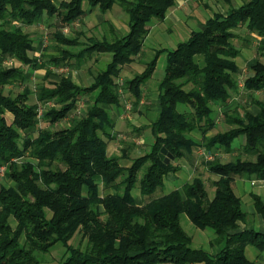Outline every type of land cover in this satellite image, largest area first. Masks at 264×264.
<instances>
[{
  "label": "trees",
  "instance_id": "1",
  "mask_svg": "<svg viewBox=\"0 0 264 264\" xmlns=\"http://www.w3.org/2000/svg\"><path fill=\"white\" fill-rule=\"evenodd\" d=\"M177 1L0 0V55L22 64L0 66V169L5 168L10 182L0 184V264H45L43 257L57 246L65 250L61 264H260L248 260L246 247L264 252V233L237 232L238 222L248 215L233 183L238 177L264 180V103L258 102L257 115L228 119L233 126L229 131L206 134L215 128L214 104L227 103L238 86L241 70L236 58L241 51L232 43L234 30L245 26L259 35L258 50L264 53V0H241L227 15L216 13L204 29L193 31L188 41L169 52L166 76L158 86L161 111L152 122L155 143L149 154L125 168L107 153L105 138H113L115 120L106 106L121 103L117 80L122 67L142 52L151 23L163 21ZM86 3L104 13L119 4L129 17V32L113 41L94 40L78 53L69 50L80 45L78 38L55 32L52 39L59 54L49 58L56 67L69 66L74 58L81 62L87 53H107L112 59L87 88L69 77H46L49 83L37 88L36 98L40 104L54 105L40 118L38 103L29 102L30 88L5 94L7 86L27 81L23 66L32 71L47 67L40 64L43 56H31L34 41L24 27L44 16L70 25L87 14ZM157 61L156 55L143 74L128 81L136 102ZM250 70L245 88L264 92V63L257 61ZM86 93L91 97L84 116L59 131L39 128L41 121L55 125L69 118ZM195 131L202 133V143L190 137ZM240 137L246 139L241 148L246 158L208 163L218 177L212 199L204 181L195 178L183 186V194L176 190L148 198L144 206L136 204L134 189L145 197L163 191L167 175L178 172L177 162L196 148L229 153ZM102 189L114 193L103 197ZM254 199L264 216L261 198ZM183 216L200 230L214 231L211 244L220 247L217 255L193 247ZM77 235L85 246L72 244Z\"/></svg>",
  "mask_w": 264,
  "mask_h": 264
},
{
  "label": "crops",
  "instance_id": "2",
  "mask_svg": "<svg viewBox=\"0 0 264 264\" xmlns=\"http://www.w3.org/2000/svg\"><path fill=\"white\" fill-rule=\"evenodd\" d=\"M194 2H195L194 0H178L176 5L168 11L166 18L163 21L154 20L150 25L149 33H148L147 38L145 40V44L146 45L150 44L151 46H156V45H154V43H155L159 46H162V44L174 46L175 42L170 38V34L175 35L179 40H181L180 43H183V42L188 41L190 39L191 33L193 31H200V30L204 29L207 21L209 19L213 18L216 13H213V11L211 9H204L205 11H203V16H205V17H204V20L200 22L199 17L196 16V14H195V12H197V11H194L191 8L192 3H194ZM116 5H119V4H116ZM85 9L87 10V14L85 15L86 18H91V20H92V19H95L97 17L98 19H100V22H98V23L96 22V25L94 28L98 29V27L101 28V25L108 24L109 26H111V27H109L110 30H112V31L114 30V32H113L114 38L109 39L104 34L105 30H103L102 32L99 31L100 34L102 33L101 34L102 35L101 40L95 38L94 36H91L88 39V41H89L88 44H83L81 41H79L80 45L78 46V48H80V49L78 51L75 52L72 50L76 47L69 48V50H71L73 53L80 52L82 49L86 48L94 40L103 41L106 38L108 40L113 41L114 39L122 38L124 35H126L129 32V17H128V20L124 16L122 18L118 19L117 17H115V15H112V18L115 19V22L112 21V19L108 20L105 18L104 14L108 13L113 8L104 13L99 8H94L91 10L89 8L88 4L86 3ZM119 9L117 10V13H120ZM122 10L124 11L123 8H122ZM122 10H121L120 15L122 14ZM222 14L227 15V13H222ZM97 18H96V20H97ZM43 21H44V17L35 25L41 24V22H43ZM124 21L127 22L128 28L126 31H123V33H121L119 31V29L121 28L119 23H123ZM14 25L18 26L19 23L14 22ZM35 25H33V26H35ZM75 25H76V22H73L72 24L67 25V27L64 28L63 31L67 32V31H70L71 29L73 30ZM25 27H27V26H25ZM29 27H32V26H29ZM79 34H82V32H80ZM251 36H253L255 38V40H257L258 44H259V41L262 39L257 34H252ZM69 37L78 38L77 35L69 36ZM78 40H79V38H78ZM33 41H34V39H33ZM159 42L161 44H158ZM47 44H48V37L47 36L45 37L43 42H41L40 46L36 45L35 41H34L35 51L31 52V53L35 54L37 56V58H40L42 56L44 57L45 53L43 52V50L47 47ZM145 44H144V47H145ZM258 44H257V48H258ZM39 47L41 48L40 50H39ZM144 47H143V50L147 51L146 56H150V53H152L153 57L149 61H147L149 59V57L146 59L136 60V58L139 56L138 55L137 57H135L134 61L131 64H127V65H124L122 67L120 76L117 80L118 84L120 83V82H118L120 79L123 80V86L122 87L120 86V89H119V93L121 95V103L119 105L112 106V107L106 106V108L110 111L112 117L115 120V128H114V131L112 133L113 138H111V139L105 138V141L107 142V153H108V156H110V157H118L121 166H123L125 168L130 167L137 158L142 157L146 154H149L154 143H155V136H154V133L152 130V122L154 121V119L157 117V115L161 111V104H160V98H159L160 92H159L158 86H159L160 82L166 76L168 54H169V52H171L172 50L177 48V47H175L173 49L159 48V49H155L152 52L150 50V48H148L147 46H146V49H144ZM93 54L99 55L98 58H96V60L98 59L97 62H99L100 56L103 57L105 62L102 63V66H103V64H105L109 60V59L107 60V53L95 52ZM93 54L87 53L85 56H83L81 62H80V60H78V58L71 59V60H69V65H72L71 64L72 61L76 60V63L79 66V68L81 67L83 69H86L87 67H86L85 62L87 61V58L92 57ZM156 55L158 56V61H157L155 71H154L152 77L142 86L141 99L139 102H136V97L134 96L133 92L129 89V85L127 83H128V81L134 79L135 76L143 74L145 72L149 62L154 57H156ZM164 56L166 58V65L163 66L165 69V72H164V75H163L161 81L158 83V86H157V84L149 83L151 79H154L159 60L161 59V57H164ZM237 59L238 58H236V63L239 66ZM137 63H141V65H139ZM5 64H7L9 67H6ZM135 64L139 65V67H136L137 65L135 66ZM46 65H47V67L40 68V69H44V71H45L44 75H43L44 79H46V77H47L50 80L60 81L62 79V77H69L74 81L75 84H77L78 86H80L82 88L90 87L95 82L96 75L93 77H88L86 79V81L83 80L82 78L76 80L75 78L70 77L68 74L67 75L63 74V70H62L63 67H56L55 66V68H53L54 65H52L50 62L49 63L46 62ZM0 66L5 67V68H11V67H20V66H22V64L14 58H4L0 55ZM102 66H100V68L98 69L99 70L98 73L100 71L104 70V69H101ZM25 67H27V66H23L24 69H25ZM239 68H240V66H239ZM40 69H36L34 71H37ZM240 70H241V68H240ZM59 71H61V72H59ZM241 73H242V70H241L240 74L236 76V78L238 80V86H237L236 90L231 91L230 98L227 101V103L218 102V103L214 104V106H213V108H214L213 119L215 122V128L206 134L207 137L213 136V135L217 134L218 132L229 131L231 128H233V126L230 124V126H231L230 129L225 130V131H217V128H219L220 122L223 121L224 119L228 121V119H231L233 117L243 118L246 113L253 114V115H257L260 113L261 109L258 105V102L264 103V101H259L256 98H258L257 95L264 94V92H262V91L253 92V91L247 90L245 88V85L244 84L242 85L240 83L239 78H238L241 75ZM48 74H49V76H48ZM40 85H42V84H39L37 86V88ZM243 86H244V89L246 91H249L250 93H252L255 98L253 99L254 104L252 105L253 106L252 109L245 110L244 113L242 114L241 112H238V110L235 109L236 106L239 105V103L238 102L236 103L234 96H235V94L239 93V91H240L239 89ZM148 88H150V90H151L150 93L147 92ZM155 89H156V91H152ZM123 90H125V91L123 92ZM126 92L128 93V97L131 96L130 100H132L134 107L137 108L136 112H137L138 117L141 116L140 120H143V122H141L139 124V123H134V122L132 123L133 120L131 119L129 124L132 126L133 131H136L139 133H142L145 131L143 134V136L145 138L143 137L144 140L142 142H139V143H143V142L145 143V141L146 142L149 141V142H147L148 143V149L144 153L137 155V156H133L131 154L133 152V148H138V147L135 146V144L133 145V144H130V142L127 143L125 141L124 142L121 141V143L127 144V148H123L117 152H113V151L111 152V149H113V148L115 149L116 141L119 138V136H121L120 135V131H121L120 130V123H119L120 121H118L115 118L114 113L116 115H120V113L122 111L121 108H123L122 107L123 106L122 95L125 96L124 93H126ZM148 96L152 97V98H150V99H152L150 102V105H153L152 108H148L147 106H145V103L148 104L147 102H149ZM90 97H91V95L89 93H86L83 97H81V99L77 103L75 110L70 115V117L67 118V120H70V122H71V119H73V118H76V117L80 118L81 116H84L85 112H86V108L88 107V99ZM125 98L129 99L127 97H125ZM152 102H153V104H152ZM234 104H235V106H234ZM53 105H54L53 102H48L47 104H45L43 106H46L47 108H49V107H52ZM129 107L131 108V106H129ZM215 107L218 108V111H215ZM42 109H44L43 112H42ZM46 109L41 108V110H39V117L40 118H42L43 113ZM231 111H232V113H231ZM147 113L152 115L153 120L152 119L150 120L148 118ZM8 116L12 120V116L11 115H8ZM190 137L195 142H198V143L203 142V135L200 131H195V132L191 133ZM237 140H240V142L237 145H234V143ZM245 141H246L245 137H240V138L236 139L235 142L233 143L234 150L232 152H229V153L226 152V150H224L223 148H215L213 150H208V149L204 148L203 146L196 148L192 154L187 155L185 158H183L182 160L177 162V165L180 167L179 171L175 172V173L171 172L167 175L166 180H165L164 190H163L164 193L162 195H159L158 193H161V191L158 192L157 197L167 195V194H169L173 191H176V190L180 191L181 194H183L184 193L183 186L185 184L192 182L195 178H201L206 185L209 198L212 199L215 195L216 188L213 186V190L209 191L208 186L206 184V180L203 178L202 174L207 173L213 181H216L218 179V177L209 171L208 163L212 162L215 158H219L223 163L235 161L239 155L236 158H234L233 160L229 159V160L224 161V159L228 158V156L231 153L234 154L236 151L241 150L242 146L245 144ZM217 150H219L220 152H223V155H221V157L216 156ZM201 167H203L202 171H200ZM190 173L192 174L193 177L191 178V180L190 179L188 180V179H186V177H188V175ZM142 175H143V172L140 173V177ZM233 187H234L235 194L239 198H241L243 210L248 215L247 219L245 221L238 222L237 232L257 231V232L264 233V216L258 212V209L256 207V203H255V199H254L255 196L261 198V202L264 205V180H260V179H256V178L238 177L234 180ZM113 193H114L113 189H102L101 190V195L103 197L107 196V195H111ZM133 195L135 197L136 204L138 206H144L147 203L145 196H143L141 194V190L139 188L134 189ZM14 226H15V224H14ZM202 231H206V230H202ZM206 233H208L209 238L205 244H201V245L206 246L208 249H204V250L208 251L210 254L217 255L220 251V247L219 246H213L211 244V242L214 240L215 237L213 238V240H211V238H210L211 234L209 232H206ZM250 248H252L253 250H250ZM197 249H202V248H197ZM246 256H247L248 260L252 261V262L260 263V262H262V260H264V252L259 251L256 247L251 246V245H248L246 247ZM162 264H168V263H162Z\"/></svg>",
  "mask_w": 264,
  "mask_h": 264
},
{
  "label": "rangeland",
  "instance_id": "3",
  "mask_svg": "<svg viewBox=\"0 0 264 264\" xmlns=\"http://www.w3.org/2000/svg\"><path fill=\"white\" fill-rule=\"evenodd\" d=\"M195 2L192 3L191 8L195 12L196 16L199 17V21H203L204 17L203 16V11H205L204 9H211L213 11V13H227L228 10L230 9V7H237L239 5H241V0H231V3L227 2L226 0H194ZM122 8L119 5H115L113 7V9L111 11H109L108 13L104 14L105 18L108 20H111L115 22V19L112 18V15H115V17H117L118 19L122 18L123 16L128 20V16L127 14L122 10V14L121 10ZM119 9L120 13H117V10ZM98 10V9H97ZM47 16H44V21L41 22V24L32 26V27H24L25 32H27L35 41L36 45L41 44V42H43V40L45 39V37H48V44L47 47L43 50V52L45 53L46 57L41 58V62L40 64H46L50 62V56H57L58 52L55 49V45L56 42L53 41L52 39V35L55 32H61L66 36H75L77 35V37L79 38V41H81L83 44H88V39L91 36H94L97 39L101 40V34L99 33L102 32L103 30H105L104 34L109 38V39H113V32L114 30H110L108 24H103L101 25V28L98 27V29H95V25L96 22H100V19L97 20L92 19L91 18H86V16H83L82 18L78 19L76 21V25L74 26L73 30L71 29L70 31L64 32L63 29L67 27V25L65 26L62 22L61 19L58 17H53V18H48ZM120 25V29L119 31L121 33H123V31H126L128 26H127V22L124 21L123 23H119ZM80 32H82V34H79ZM234 34L236 35L234 40H233V45L235 47H237L238 49H240L241 51V55L238 57L237 61L238 64L242 70L241 75L238 77L240 80V83L243 85L246 78L249 77L250 75H252V71L250 70V67L252 64H254L257 61L263 62L264 63V53L259 51L257 48V40H255V38L253 36H251L248 32V30L246 29L245 26L240 27L237 30H234ZM170 38L175 42L174 46H170V45H166V44H162V46H159L157 44L154 43V45L156 46H151L150 44L146 45L144 49H146V46L148 48H150V50L153 52L155 49H159V48H168V49H173L175 47H177V45L181 42V40H179L175 35H171L170 34ZM164 39V38H163ZM165 40V39H164ZM158 44H161L160 42ZM41 48L39 47V50ZM80 48L76 47L74 49H72L73 51H78ZM147 51L146 50H142V52L139 54V56L136 58V60H141V59H146L149 57V59L147 61H149L153 55L152 53H150V56H146ZM97 55V56H96ZM32 57L37 58V56L33 53H31ZM88 56V55H87ZM98 54H93L92 57H88L86 63V69L83 68H79V66L75 61H72V65L69 66H62L63 67V74L65 75H69L70 77L77 79L82 78L83 80L86 81V79L88 77H93L95 75H97L98 73V69L100 68V66H102V63H104V59L102 56H100V60L99 62H97L96 58H98ZM109 59V60H108ZM107 62L105 64H103V66L101 67V69H105L106 65L111 61V55L107 54ZM9 61V60H8ZM46 61V62H45ZM139 65H141V63H137ZM135 64V66L137 65ZM139 65H137L136 67H139ZM166 65V58L161 57V59L159 60L157 69H156V73L154 76V79H151L149 83L151 84H157L161 81L165 69L163 66ZM6 67H9L7 64H5ZM55 68V66L53 67ZM26 71V76H27V81L25 83H16L13 84L11 86H7L5 89V94L6 95H11V94H18L20 92L23 91L24 88L28 87L32 90V92H34L30 99L29 102L31 104H36L37 102V98H36V90H37V86L39 84L42 83H46L48 84L49 81H46L44 79V69H40L37 71H32L30 68L25 67L24 69ZM61 72V71H59ZM121 80V81H120ZM118 82H120V86H123V80L120 79ZM147 92H151L150 88L147 89ZM239 93L235 94L234 99L236 100V103L238 102L239 105L236 106V110H238V112H241L242 114L244 113L245 110H250L252 109V105L254 104L253 99L255 98L254 95L252 93H250L249 91H246L244 89V86L241 87L239 89ZM125 90H123L124 92ZM152 91H156L152 90ZM125 96L122 95L123 97V108H121V113L120 115H116L114 113L115 118L120 121V135L119 138L116 141V147L115 149H111V152H117L120 151L123 148H127V144H122V142H130V144H135V146H137L138 148H133V152L131 155L133 156H137L140 155L142 153H144L147 149H148V143L149 141H145V143H139L142 142L143 139V134L133 131L132 130V126L129 124L130 120L132 119V123H141L143 122V120H140L141 116L138 117L137 115V108L134 107L132 100H130V97H128V93H124ZM125 97L129 98L126 99ZM258 98H256L259 101H264V94H259L257 95ZM151 96H148V104L145 103V106H147L148 108H152L153 105H150V102L152 99ZM153 104V102H152ZM39 105V110H41V108H47L46 106H43V104L38 103ZM131 106V108L129 107ZM235 106V104H234ZM129 108V109H128ZM44 109H42L43 112ZM135 110V111H134ZM215 111H218V108L215 107ZM232 113V111H231ZM148 118L151 120H153V117L151 114L147 113ZM221 117V116H220ZM70 125V120H63L61 122H59L56 125H50L44 121L40 122L39 128L40 129H45V128H49L53 131H59L62 129H65L67 127H69ZM230 123L227 120H223L220 122L219 128H217V131H225L230 129ZM38 135V132L35 133V136ZM145 138V137H144ZM240 142V140H237L234 145H237ZM216 154V153H215ZM218 154V155H217ZM217 157H221V155H223V152H220L219 150H217ZM242 157V151L238 150L236 151L234 154L231 153L228 158H225L224 161L226 160H233L234 158H236L237 156ZM238 156V157H239ZM244 158H246V156L243 155ZM203 170V167H201L200 171ZM203 178L206 180V184L208 186L209 191L213 190V180L211 179V177L207 174V173H203ZM192 174L190 173L188 175V177H186V179H190L192 178ZM0 184H5V185H9L10 182L9 180L6 178V173L4 172V174L0 175ZM160 192V190H158L153 196L151 197H145V199L147 200L148 198L153 199L157 197V193ZM164 192L161 191V193H158L159 195H162ZM12 224L14 225V222H12ZM182 225L183 228L186 230V232L193 236V247L194 248H202V249H208L206 246L201 245V244H205L206 241L208 240L209 236L208 233L209 232L211 234V240H213V238L215 237V234L212 230L208 229L206 231H202L198 228H196L191 221L188 219L187 216H183L182 217ZM82 243V246H85V240H82V236L81 235H77L73 240H72V244L74 246H78L79 244ZM250 250H253L252 248H250ZM64 248L62 246H57L55 247V249L48 255L44 256V262L45 264H61L62 258L64 256ZM42 258V256L40 257ZM261 264H264V260H262V262H260Z\"/></svg>",
  "mask_w": 264,
  "mask_h": 264
},
{
  "label": "built area",
  "instance_id": "4",
  "mask_svg": "<svg viewBox=\"0 0 264 264\" xmlns=\"http://www.w3.org/2000/svg\"><path fill=\"white\" fill-rule=\"evenodd\" d=\"M4 172H5V168L2 167V168L0 169V175H1V174H4Z\"/></svg>",
  "mask_w": 264,
  "mask_h": 264
}]
</instances>
